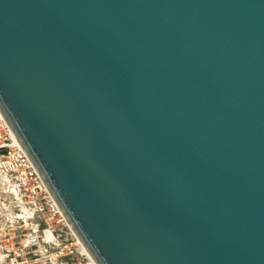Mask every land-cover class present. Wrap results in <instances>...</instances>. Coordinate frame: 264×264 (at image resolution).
<instances>
[{
    "label": "water",
    "instance_id": "obj_1",
    "mask_svg": "<svg viewBox=\"0 0 264 264\" xmlns=\"http://www.w3.org/2000/svg\"><path fill=\"white\" fill-rule=\"evenodd\" d=\"M0 111L97 264H264V0H0Z\"/></svg>",
    "mask_w": 264,
    "mask_h": 264
},
{
    "label": "rangeland",
    "instance_id": "obj_2",
    "mask_svg": "<svg viewBox=\"0 0 264 264\" xmlns=\"http://www.w3.org/2000/svg\"><path fill=\"white\" fill-rule=\"evenodd\" d=\"M3 177L0 171V264H93L64 216L53 214L45 202L41 212H33L9 191L14 189ZM35 225L38 241L31 244L26 238Z\"/></svg>",
    "mask_w": 264,
    "mask_h": 264
},
{
    "label": "built area",
    "instance_id": "obj_3",
    "mask_svg": "<svg viewBox=\"0 0 264 264\" xmlns=\"http://www.w3.org/2000/svg\"><path fill=\"white\" fill-rule=\"evenodd\" d=\"M14 137L11 127L0 111V171L17 192L22 204L31 206L33 212H41L45 202L53 214L58 213L61 216L38 170ZM37 232L38 226L35 225L26 238L28 243L38 241Z\"/></svg>",
    "mask_w": 264,
    "mask_h": 264
},
{
    "label": "bare ground",
    "instance_id": "obj_4",
    "mask_svg": "<svg viewBox=\"0 0 264 264\" xmlns=\"http://www.w3.org/2000/svg\"><path fill=\"white\" fill-rule=\"evenodd\" d=\"M14 139H15V137H14ZM17 139V138H16ZM15 139V140H16ZM2 180L3 181H7L6 180V178L5 177H3L2 178ZM46 186V185H45ZM13 189V188H12ZM46 189L48 190V192H49V194H50V191H49V189L46 187ZM9 191L10 192H12L15 196L17 195V192L15 191V190H11V189H9ZM51 195V194H50ZM16 198V197H15ZM53 198V197H52ZM19 200V199H18ZM53 200H54V202H55V204H56V206H57V210H58V212L61 214V216H64L63 215V213H62V211L60 210V208H59V206H58V204L56 203V201H55V199L53 198ZM26 208V207H25ZM28 209V208H27ZM23 210H24V208H23ZM28 212H30V215H31V217H32V211H28ZM26 213H23L22 215H25ZM46 231H49L48 229L46 230ZM50 233V232H49ZM51 234V233H50ZM75 234V233H74ZM75 236H76V238H77V243L79 244V245H81V247H82V249H83V251H84V254H85V256L91 261V263H93V264H97L95 261H94V259L91 257V255L88 253V251L85 249V247L83 246V244H82V242H81V240L78 238V236L75 234ZM90 264V263H89Z\"/></svg>",
    "mask_w": 264,
    "mask_h": 264
}]
</instances>
